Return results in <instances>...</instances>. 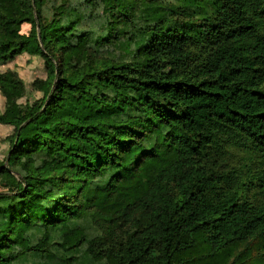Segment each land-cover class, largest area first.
Masks as SVG:
<instances>
[{
  "label": "trees",
  "instance_id": "trees-1",
  "mask_svg": "<svg viewBox=\"0 0 264 264\" xmlns=\"http://www.w3.org/2000/svg\"><path fill=\"white\" fill-rule=\"evenodd\" d=\"M22 53L45 77L21 103L0 72V264H244L264 243V0H0V66Z\"/></svg>",
  "mask_w": 264,
  "mask_h": 264
},
{
  "label": "rangeland",
  "instance_id": "rangeland-1",
  "mask_svg": "<svg viewBox=\"0 0 264 264\" xmlns=\"http://www.w3.org/2000/svg\"><path fill=\"white\" fill-rule=\"evenodd\" d=\"M15 9L16 6L9 4L10 11H14ZM11 28L22 35H26L30 29V25L22 24L19 26H11ZM7 69L16 72L25 85V95L19 100V102H33L35 99L40 97V93L33 90L31 86V83L35 79H43L45 77L44 62L39 56H30L27 53H22L13 61L0 66V72H4ZM3 106L4 99L0 94V112L3 109ZM11 133V127L0 125V159H4V157H6L10 148V142L7 137ZM263 247L264 243L257 241H252L250 244L246 245L245 249H248L249 259L244 264H258L257 262L259 261L260 251L263 250Z\"/></svg>",
  "mask_w": 264,
  "mask_h": 264
}]
</instances>
